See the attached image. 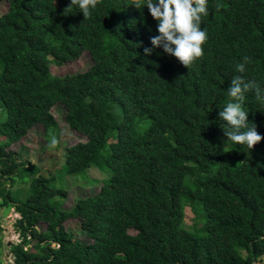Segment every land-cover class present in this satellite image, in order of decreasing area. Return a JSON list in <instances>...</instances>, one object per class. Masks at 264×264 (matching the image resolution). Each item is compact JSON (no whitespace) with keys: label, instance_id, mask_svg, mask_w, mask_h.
I'll return each mask as SVG.
<instances>
[{"label":"trees","instance_id":"obj_1","mask_svg":"<svg viewBox=\"0 0 264 264\" xmlns=\"http://www.w3.org/2000/svg\"><path fill=\"white\" fill-rule=\"evenodd\" d=\"M3 2L0 207L20 215L14 228L21 239L8 264H264V141L251 150L226 142L218 117L234 76L264 89V0H208L204 55L189 70L162 48L144 54L158 35L146 6L102 0L84 20L76 6L64 12L70 0ZM85 53L88 70L52 74V66ZM245 56L246 72L237 73ZM57 105L86 140L63 151L64 167L52 154V170L109 175L71 209L62 208L69 192L45 175L43 159L21 162L11 150L38 126L42 150L50 149ZM243 108L249 127L264 136V105L254 91ZM23 175L31 180L18 199L13 178ZM188 207L200 225L193 230ZM69 220L81 223L87 241L68 231Z\"/></svg>","mask_w":264,"mask_h":264},{"label":"clouds","instance_id":"obj_2","mask_svg":"<svg viewBox=\"0 0 264 264\" xmlns=\"http://www.w3.org/2000/svg\"><path fill=\"white\" fill-rule=\"evenodd\" d=\"M102 0H70L64 12H70L73 6L83 13L84 20L91 18L92 10L96 9ZM137 10L145 6L153 20L157 22L158 35L150 38L151 48H145L144 54L151 55L154 49L162 48L164 53L173 56L188 70L203 58V45L208 40L206 28H201L203 17L209 15L208 0H129V4ZM217 11L220 6L217 5ZM249 57H243V62L236 64L237 73H245ZM254 91L255 99L264 105V89L255 81H246L242 75H236L231 80L227 94L229 100L223 110L218 113L220 126L230 141L244 145L249 150L264 141V136L257 131V126L249 127L248 112L243 108L245 93ZM7 114L4 115V121ZM58 139L53 136L48 144L50 149L56 148ZM20 237V235H19Z\"/></svg>","mask_w":264,"mask_h":264},{"label":"rangeland","instance_id":"obj_3","mask_svg":"<svg viewBox=\"0 0 264 264\" xmlns=\"http://www.w3.org/2000/svg\"><path fill=\"white\" fill-rule=\"evenodd\" d=\"M7 11L8 4L3 2L0 5V16L7 13ZM91 66L92 59L89 54L85 53L83 57L76 62H70L62 66H52L51 72L54 76L64 77L69 74L84 72L88 70ZM53 114L59 125V129L56 131L55 134L56 138L59 141L57 144V152H53L50 149H46L45 151L42 150L43 147H47V143L45 142L44 137V128L42 126H38L34 130H31L28 136L24 138L21 142L12 146L11 150L16 151L18 153L20 152L22 154L20 155L19 160L21 162L32 160L34 164H36L39 163V160L43 159V162L45 164L42 167L43 171L46 172L45 175H52L53 185L62 187L68 190L69 192L68 197L63 200L64 203L62 204V208L71 209L76 204L78 199L85 198L98 193V191L101 189L106 180L109 179V175L103 176L98 172L89 170L86 174L81 176L67 177L66 173L64 171L61 172L60 169L57 170V167H55V165L52 170V167L48 164V161L52 154L53 157L58 158V167H64L65 157H63V151L67 147H72L86 140L84 136L77 133L76 131L71 130L65 123V110L63 106H55L53 109ZM4 115V107L0 102V123L4 119ZM50 140L51 139L47 138L48 144ZM2 142L3 139L0 135V145L2 144ZM20 170L23 171L22 169ZM13 180L14 185L11 189L12 194L18 199H25L28 193L27 191L31 178L28 175H25L24 179L19 176H15ZM6 211L7 210L0 207V227L2 228L0 236V252L3 261L5 262V264H8L14 262L10 247L14 244L21 243V239L14 228V225L16 221L20 218V215L16 213L15 209L13 208H11L7 212ZM197 221L193 211L189 207L186 208V227L189 230H193V228L198 225ZM66 227L68 228V231L70 233H73L77 239L81 241H87V238L80 231L81 223L78 220H69L66 223ZM132 234L134 233L132 232Z\"/></svg>","mask_w":264,"mask_h":264}]
</instances>
